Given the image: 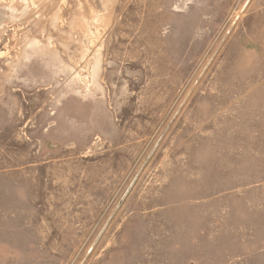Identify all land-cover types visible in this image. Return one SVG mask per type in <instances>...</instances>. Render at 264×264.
<instances>
[{"label": "rangeland", "instance_id": "obj_1", "mask_svg": "<svg viewBox=\"0 0 264 264\" xmlns=\"http://www.w3.org/2000/svg\"><path fill=\"white\" fill-rule=\"evenodd\" d=\"M0 264H264V0H0Z\"/></svg>", "mask_w": 264, "mask_h": 264}]
</instances>
